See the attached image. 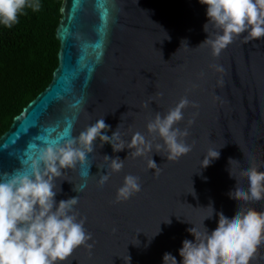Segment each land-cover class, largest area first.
Here are the masks:
<instances>
[{
	"label": "water",
	"instance_id": "1",
	"mask_svg": "<svg viewBox=\"0 0 264 264\" xmlns=\"http://www.w3.org/2000/svg\"><path fill=\"white\" fill-rule=\"evenodd\" d=\"M60 12L0 136V264H264V0Z\"/></svg>",
	"mask_w": 264,
	"mask_h": 264
},
{
	"label": "trees",
	"instance_id": "2",
	"mask_svg": "<svg viewBox=\"0 0 264 264\" xmlns=\"http://www.w3.org/2000/svg\"><path fill=\"white\" fill-rule=\"evenodd\" d=\"M64 0H0V136L51 82Z\"/></svg>",
	"mask_w": 264,
	"mask_h": 264
}]
</instances>
